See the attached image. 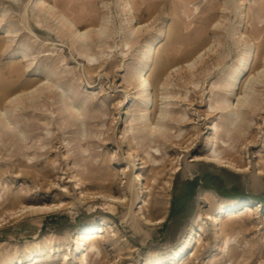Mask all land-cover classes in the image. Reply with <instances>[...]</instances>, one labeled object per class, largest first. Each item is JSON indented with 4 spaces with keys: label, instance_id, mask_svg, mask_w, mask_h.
Here are the masks:
<instances>
[{
    "label": "rangeland",
    "instance_id": "374dc122",
    "mask_svg": "<svg viewBox=\"0 0 264 264\" xmlns=\"http://www.w3.org/2000/svg\"><path fill=\"white\" fill-rule=\"evenodd\" d=\"M135 2L0 0V264H264V0Z\"/></svg>",
    "mask_w": 264,
    "mask_h": 264
},
{
    "label": "bare ground",
    "instance_id": "6f19581e",
    "mask_svg": "<svg viewBox=\"0 0 264 264\" xmlns=\"http://www.w3.org/2000/svg\"><path fill=\"white\" fill-rule=\"evenodd\" d=\"M145 0H136V2H135V4L136 5H139V4H141V3H143ZM60 3V2H59ZM53 8V7H52ZM56 15V14H55ZM60 18L63 20V21H65V19H67L68 20V17L64 14V13H61L60 15ZM68 21H70L69 22V24H68V26H69V28L72 30V32L75 34H77L79 37H80V39H82V36L84 37H87V36H89V38H91L92 40H93V43L95 44V43H97L98 41H99V39H100V35H99V33L98 32H96V30H89V31H86L85 33H83V34H81L80 32V30L78 29V27H77V24H75V22L74 21H71V20H68ZM78 43H81L79 40H76ZM162 74H163V70H162V68L160 67V65L158 64V66H157V69L152 73V76L148 79V78H142L143 79V86H144V88L145 87H149V86H151L150 84H151V81H156L157 82V80H160L161 79V77H162ZM143 76V75H142ZM146 89V88H145ZM142 92H144L143 90H142ZM211 129H212V127H210ZM130 153V152H129ZM131 154H133V152H131ZM231 154L229 155V154H225V155H223V157H220L219 155H214L213 157L215 158V159H218V161L219 162H221V163H225L224 162V160H231ZM233 160V159H232ZM228 163V162H227ZM229 166H232V163L231 162H229ZM138 177H141V174H138ZM70 182H72V181H70ZM128 203V202H127ZM122 205V204H121ZM129 204H125V206H128ZM131 205V204H130ZM124 207V206H123ZM24 209H23V213H28V214H33V213H35V212H37V211H41L42 210V208L43 207H34V206H25V207H23ZM48 208V207H47ZM251 208H253V207H249L248 208V210H253V209H251ZM259 208L258 207H256L254 210H258ZM147 220V219H146ZM214 222H216V221H214ZM107 229V228H106ZM106 229H103V228H101V229H99V231L100 232H105V230ZM89 235H87V236H85V239L84 240H86L87 242H89V243H91V244H101V241H99V240H95V239H93V237H88ZM95 238V237H94ZM103 243V242H102ZM104 244V243H103ZM196 253H198V249H197V251H196Z\"/></svg>",
    "mask_w": 264,
    "mask_h": 264
}]
</instances>
